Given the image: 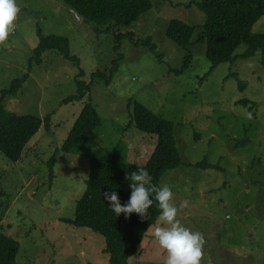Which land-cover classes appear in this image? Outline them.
I'll list each match as a JSON object with an SVG mask.
<instances>
[{"label": "rangeland", "instance_id": "rangeland-1", "mask_svg": "<svg viewBox=\"0 0 264 264\" xmlns=\"http://www.w3.org/2000/svg\"><path fill=\"white\" fill-rule=\"evenodd\" d=\"M150 1L152 8L132 26L109 27L77 17L62 0H16L14 31L0 43V97L29 74L3 102L6 110L51 116L21 160L0 152V225L20 244L17 264H108L104 236L66 220L74 219L92 158L118 154L142 166L153 152L156 135L129 126L135 102L174 124L180 156L192 163L167 171L160 185L172 190L181 223L202 233L201 264H264V54L242 58L247 47L241 44L236 60L211 71L205 44L195 42L205 15L186 7L198 0ZM173 19L196 28L191 63L180 73L187 52L166 36ZM38 26L44 35L66 37L79 63L56 50L39 57ZM251 31L264 33V16ZM81 71L90 90L66 102L77 93ZM95 71L106 72L109 84L92 80ZM243 100L249 104L237 103ZM86 102L95 106L100 124L77 152L64 153ZM203 160L223 170L194 166ZM156 225L128 264H163L166 253L152 235Z\"/></svg>", "mask_w": 264, "mask_h": 264}, {"label": "trees", "instance_id": "trees-1", "mask_svg": "<svg viewBox=\"0 0 264 264\" xmlns=\"http://www.w3.org/2000/svg\"><path fill=\"white\" fill-rule=\"evenodd\" d=\"M62 1L77 17L109 27L112 24L130 27L152 8L150 0ZM192 6L205 15L202 30L195 42L205 44V55L211 63V71L221 63L236 60L238 56L235 51L241 44L247 47L240 55L242 58L253 57L258 52L264 54V33L253 34L251 31L253 25L264 16V0H198L186 4L188 8ZM195 29L193 25L178 19L171 20L167 26L166 36L187 52L184 64L177 73L183 72L191 63L192 55L189 49L194 43ZM37 34L39 43L35 51L39 57L48 50H56L67 59L79 63L76 56L70 55L69 40L66 37L44 35L39 26ZM113 70H110V77ZM82 75L83 71L76 77L77 93L67 98L66 102L82 100L89 92L91 82L82 80ZM28 77L29 74H26L15 79L9 88L1 91L0 97V152L14 162L22 159L28 142L39 131L43 122L46 126L49 125L51 117L47 115L42 119L6 110L3 102L9 96L16 95ZM95 78H103L108 84L110 82L106 72L95 71L92 80ZM240 86H246L245 82H240ZM240 102L249 104L247 100L237 103ZM129 117V126L157 137L156 146L147 162L142 166L134 165L118 154L105 160L92 158L89 162L87 188L76 203L74 219L66 220L76 227H87L104 236L103 252L108 254V264H128L129 258L138 252L146 234L157 223L159 209L155 205L150 207L148 217L143 220L136 213L130 214L127 219L123 213L115 216L104 200L103 193L115 191L121 204H124L130 193L126 175L137 167L146 169L152 176V182L160 186V180L167 171L180 165L192 166V163L183 162L180 156L175 144V126L171 121L154 114L138 102L133 103V111ZM99 124L100 117L95 106L86 102L63 143L62 151L77 152L89 141ZM55 163L53 157L49 165L51 170ZM194 166L223 170L220 165L210 164L206 160L197 162ZM2 216L1 210L0 223ZM2 227L0 225V264H17L20 244L13 237L3 233Z\"/></svg>", "mask_w": 264, "mask_h": 264}, {"label": "clouds", "instance_id": "clouds-1", "mask_svg": "<svg viewBox=\"0 0 264 264\" xmlns=\"http://www.w3.org/2000/svg\"><path fill=\"white\" fill-rule=\"evenodd\" d=\"M18 12L16 0H0V43L5 42L14 31ZM126 180L129 181L130 193L124 204H121L115 191L103 193L115 216L123 213L127 219L130 214L136 213L143 220L148 217L149 208L155 205L159 215L152 235L166 253L163 264H201L204 237L199 231H193L181 223L178 208L172 202L170 187L166 184L157 186L149 172L139 167L127 174Z\"/></svg>", "mask_w": 264, "mask_h": 264}]
</instances>
